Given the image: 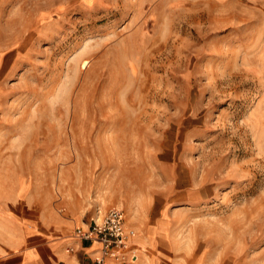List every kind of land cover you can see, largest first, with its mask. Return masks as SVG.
Here are the masks:
<instances>
[{
    "label": "rangeland",
    "instance_id": "obj_1",
    "mask_svg": "<svg viewBox=\"0 0 264 264\" xmlns=\"http://www.w3.org/2000/svg\"><path fill=\"white\" fill-rule=\"evenodd\" d=\"M0 170L172 263L264 264V0H0Z\"/></svg>",
    "mask_w": 264,
    "mask_h": 264
},
{
    "label": "crops",
    "instance_id": "obj_2",
    "mask_svg": "<svg viewBox=\"0 0 264 264\" xmlns=\"http://www.w3.org/2000/svg\"><path fill=\"white\" fill-rule=\"evenodd\" d=\"M4 174L0 170V264H91L100 255L99 241L76 235L78 220L55 214L27 187L8 185ZM139 240L137 245L130 242L137 255L140 251L136 264H198L172 263L166 253L149 252V240ZM214 261L212 257L207 264ZM105 264L117 263L107 259Z\"/></svg>",
    "mask_w": 264,
    "mask_h": 264
},
{
    "label": "built area",
    "instance_id": "obj_3",
    "mask_svg": "<svg viewBox=\"0 0 264 264\" xmlns=\"http://www.w3.org/2000/svg\"><path fill=\"white\" fill-rule=\"evenodd\" d=\"M125 221L121 209L110 208L101 219L94 218L86 227L76 228L77 236L84 240L101 243V253L93 259L91 264H105L107 259L117 264H136L138 255L130 243L134 232L126 227Z\"/></svg>",
    "mask_w": 264,
    "mask_h": 264
}]
</instances>
